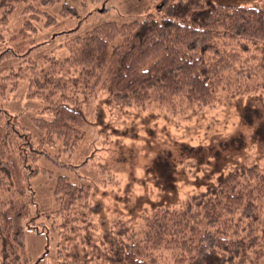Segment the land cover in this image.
<instances>
[{
	"label": "trees",
	"instance_id": "obj_1",
	"mask_svg": "<svg viewBox=\"0 0 264 264\" xmlns=\"http://www.w3.org/2000/svg\"><path fill=\"white\" fill-rule=\"evenodd\" d=\"M60 2L0 0L4 20L16 5L23 6L15 27L9 29L0 19V61L37 46L28 40L36 29L32 22L45 15L46 25L55 24L39 7ZM61 5V15L76 14L65 1ZM68 49L62 61L51 57L41 70L31 66L26 95L43 100L41 114L31 119L40 137L33 138L19 124L18 114L0 106V264H31L25 235L42 222L36 223L39 213L31 216L34 192L23 182L46 172L36 165L40 158L64 166L57 159L80 148L86 139V107L97 92L119 106L156 102L181 108L212 106L220 88L242 81L253 84L231 89L234 93L263 88L264 0L256 6L163 2L141 19L104 22L76 35ZM69 65L78 67V75L67 85L54 75ZM19 70L0 77V98L8 99L18 88L23 68ZM51 196L56 207L45 216L59 217L56 227L64 234L83 231L91 256L101 262L160 264L158 254L166 251L173 264H264V172L254 166L226 174L180 207L154 209L137 231L118 219L101 232L92 229L85 213L90 188L66 176L56 178ZM58 264L89 263L62 258Z\"/></svg>",
	"mask_w": 264,
	"mask_h": 264
},
{
	"label": "rangeland",
	"instance_id": "obj_2",
	"mask_svg": "<svg viewBox=\"0 0 264 264\" xmlns=\"http://www.w3.org/2000/svg\"><path fill=\"white\" fill-rule=\"evenodd\" d=\"M63 1L74 9V16L61 15ZM171 1L61 0L54 6L39 7L55 19V24L46 25V17L41 15L32 22L36 29L28 39L38 45L27 54L0 61V77L10 69L23 68L18 88L8 99L0 98V106L10 114H18L19 124L33 138L40 137L42 133L31 119L41 114L43 100L26 95L31 66L41 70L49 66L51 57L62 61L69 56L68 43L73 37L101 23L141 19L158 11L163 2ZM209 1L256 6L263 0ZM21 8L16 5L5 20L0 11V19L9 29L16 26ZM77 75L78 67L69 65L54 76L69 85L68 81ZM252 84L242 81L230 88ZM231 89L220 88L212 106L183 104L181 108L156 102L144 107L119 106L109 102L104 92H97L86 107V139L80 148L69 157L61 155L57 159L64 166L40 158L36 165L46 172L23 182L34 192L31 216L40 214L36 223L42 222L38 229L28 228L25 235L31 264H58L62 258L110 264L91 256L83 231L64 234L56 227L59 217L45 216L56 207L51 189L60 175L78 186H89L91 197L85 213L91 228L101 232L116 219L137 231L154 209L180 207L236 169L254 166L264 172V87L237 94ZM69 90L67 87L65 93ZM168 254H158L160 264H173Z\"/></svg>",
	"mask_w": 264,
	"mask_h": 264
}]
</instances>
